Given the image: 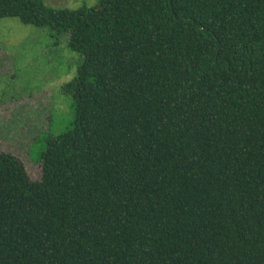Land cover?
I'll list each match as a JSON object with an SVG mask.
<instances>
[{
  "label": "trees",
  "instance_id": "16d2710c",
  "mask_svg": "<svg viewBox=\"0 0 264 264\" xmlns=\"http://www.w3.org/2000/svg\"><path fill=\"white\" fill-rule=\"evenodd\" d=\"M5 18L81 64L41 179L0 152V264H264V0H0Z\"/></svg>",
  "mask_w": 264,
  "mask_h": 264
},
{
  "label": "rangeland",
  "instance_id": "374dc122",
  "mask_svg": "<svg viewBox=\"0 0 264 264\" xmlns=\"http://www.w3.org/2000/svg\"><path fill=\"white\" fill-rule=\"evenodd\" d=\"M99 0H44L55 9L92 7ZM69 38L49 29L0 19V152L12 154L40 180L47 140L63 134L74 118V103L62 86L81 64Z\"/></svg>",
  "mask_w": 264,
  "mask_h": 264
}]
</instances>
